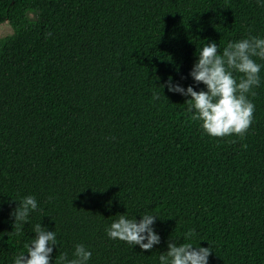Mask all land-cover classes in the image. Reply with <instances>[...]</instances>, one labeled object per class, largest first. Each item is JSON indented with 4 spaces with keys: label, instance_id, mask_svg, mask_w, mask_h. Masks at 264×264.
I'll use <instances>...</instances> for the list:
<instances>
[{
    "label": "trees",
    "instance_id": "16d2710c",
    "mask_svg": "<svg viewBox=\"0 0 264 264\" xmlns=\"http://www.w3.org/2000/svg\"><path fill=\"white\" fill-rule=\"evenodd\" d=\"M3 23L0 264L38 223L56 232L50 264L76 244L88 264H159L170 239L210 247L208 264H264V67L243 138L207 135L160 86L204 89L197 48L264 38V0H0ZM26 196L38 208L13 227ZM120 214L157 216L160 244L110 239Z\"/></svg>",
    "mask_w": 264,
    "mask_h": 264
},
{
    "label": "clouds",
    "instance_id": "9594fccd",
    "mask_svg": "<svg viewBox=\"0 0 264 264\" xmlns=\"http://www.w3.org/2000/svg\"><path fill=\"white\" fill-rule=\"evenodd\" d=\"M197 56L189 75L196 85L203 84L204 89L196 91L191 85L185 89L179 83L174 84L171 77L160 86L189 97L185 103L187 111L192 113L190 119L198 121L207 135L221 138L238 135L243 138L254 119L255 105L248 97L255 96L253 89L261 83L260 72L264 65L257 63L255 58L264 60V38L249 35L230 41L222 53L216 42H207L202 48H197ZM234 73H239V77ZM153 98L159 99L158 94L153 93ZM37 208L34 196H26L17 202L10 213L14 218L13 227L27 224L30 213ZM141 216L142 219L137 221L120 214L105 229L106 235L131 246L139 245L142 251L152 250L154 245L160 244V236L152 227L157 216ZM33 232L35 236L25 244L26 251L17 254L13 264H50L53 248L58 243L55 230L49 231L38 223ZM194 235L195 230L190 229L185 233L184 240ZM211 253L210 247L170 239L167 250L159 255V264H208ZM91 255L84 244H76L72 258L63 253L55 264H88Z\"/></svg>",
    "mask_w": 264,
    "mask_h": 264
},
{
    "label": "rangeland",
    "instance_id": "374dc122",
    "mask_svg": "<svg viewBox=\"0 0 264 264\" xmlns=\"http://www.w3.org/2000/svg\"><path fill=\"white\" fill-rule=\"evenodd\" d=\"M13 32V28L8 23L0 24V38L10 35Z\"/></svg>",
    "mask_w": 264,
    "mask_h": 264
}]
</instances>
